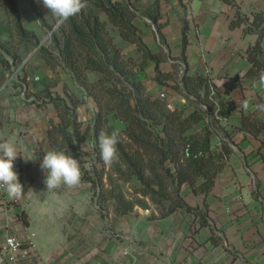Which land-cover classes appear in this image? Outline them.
Wrapping results in <instances>:
<instances>
[{"label":"crops","instance_id":"0c3cea01","mask_svg":"<svg viewBox=\"0 0 264 264\" xmlns=\"http://www.w3.org/2000/svg\"><path fill=\"white\" fill-rule=\"evenodd\" d=\"M128 1L137 9L133 22L144 42L152 52L166 55L158 65L162 72L174 71L175 63L179 70L184 61L187 74L208 76L216 85L225 110L217 122L226 137H212L211 147L222 152V168L207 191L182 184L180 194L196 210L182 206L165 216L149 198L148 207L135 204L120 212L83 178L75 187L48 190L46 170L40 167L43 156L64 150L73 158L76 151L68 144L59 149L49 138L51 123L61 117L56 103L44 95L43 80L51 76L45 60L32 71L40 80L35 89L30 74L19 75L27 71L34 48L12 71L0 61V142L16 144L14 171L24 190L22 198L11 199L0 189V244L9 234L33 240L49 264H264V68L256 76L246 75L253 65L248 48L259 37L249 26L256 13H264V0ZM16 2L23 25L42 32L32 9L33 2L44 6L42 0ZM238 10L249 21L232 26ZM261 47L264 62V35ZM147 67L154 70L157 86L144 83L153 94L158 86L176 82L161 84L154 60ZM166 101L187 113L195 107L177 92ZM207 122L208 116L202 124Z\"/></svg>","mask_w":264,"mask_h":264},{"label":"trees","instance_id":"16d2710c","mask_svg":"<svg viewBox=\"0 0 264 264\" xmlns=\"http://www.w3.org/2000/svg\"><path fill=\"white\" fill-rule=\"evenodd\" d=\"M236 4V0H225ZM86 7L74 17L60 23L46 7L35 2L32 9L37 14L41 26L50 33V43L42 42L34 31L22 23L21 13L16 0H0L3 8L16 30L19 45L15 48L12 39H3L0 28V61L6 69L12 71L26 57L20 46L28 53L36 49L45 62L52 68L62 65L76 76L87 94L97 103L93 122L79 120L77 107L84 100L76 94H68L71 104L62 103V99L51 97L59 110L61 121L51 123L48 135L59 149L66 144L76 151L74 159L84 162L80 157L89 156L96 160L89 169L82 166L83 179L100 188V199H105L104 175L110 182L109 196L116 201L120 212L132 210L135 204L148 207L145 198L162 206L161 216H165L178 207L196 210L187 205L180 194L181 186L188 182L192 189L207 191L213 184L214 177L223 166L222 152L212 150L211 129L209 123L196 129L208 116L204 104L223 113L224 102L216 91V85L208 76L183 73L182 86L178 82L179 73L175 63L174 71L162 72L159 62L166 55L155 53L144 42L133 19L137 9L128 0H83ZM102 14H106L104 18ZM249 18L238 10L237 18L231 21L235 26L248 22ZM1 23V20H0ZM264 13H256L250 22V29L257 30L256 43L248 48V58L253 63L248 76L258 75L264 62L261 39L264 35ZM109 24L118 29L120 36L137 44L139 57L126 56L117 45L109 30ZM29 45L31 47H29ZM156 62V79L161 84H168L169 79L176 81L173 87L178 89L195 107L187 113L184 108L170 109L167 102L151 93L142 80L148 60ZM88 71L100 73L91 81ZM115 121L124 123L119 129ZM120 133L117 145L118 159L111 166L100 158L98 137L101 131ZM88 142L89 148L82 143ZM224 151L228 149L224 146ZM101 163V166L97 164ZM136 176L142 185L137 190L140 196L130 199L126 196L120 180L128 181Z\"/></svg>","mask_w":264,"mask_h":264},{"label":"rangeland","instance_id":"374dc122","mask_svg":"<svg viewBox=\"0 0 264 264\" xmlns=\"http://www.w3.org/2000/svg\"><path fill=\"white\" fill-rule=\"evenodd\" d=\"M0 13L4 17V20L1 21V23H0V28L2 30V37H3V39H7V38L10 39L11 38L12 39L11 41H13L14 46L16 48L19 45L18 37L16 36V30L13 27V24L10 21L9 16L7 15L6 11L3 8H0ZM42 30L43 31L40 32L39 34H37V33H35V34L37 35L38 38L41 39L42 42H46L47 44H49L50 43V39H49L50 33L46 32L43 27H42ZM109 30H110L111 34L114 36L115 42L122 49V52L126 56L132 55L134 57H139L141 55V52L138 51L135 44L133 45V44L129 43L127 40L123 39L120 36L118 29L116 27H114L112 24H109ZM29 47H31V46L29 45ZM20 49H21V51H24L23 55H27V52H26V50H24L23 45L20 46ZM41 63H42V57L39 54H35L32 57V59L29 63V66L26 68L27 71L21 72V74H19V75H23L25 73L30 74V76H31L30 81L32 82V88L33 89H35L37 87L38 83L36 81H40V80L33 77L34 72L32 73V71H35L36 68H39L42 65ZM48 66H49V73L51 74V76L47 75L46 78H44V80H43V85H44V90H45L44 95L46 97H48L49 100H51V97L53 96L57 99H62L61 101L64 104L65 103L71 104L68 94L71 93L75 97H76V94H78V96L84 100V102L79 104V107L77 108V112L79 114L80 120L85 121V124L87 122H93L94 115L97 111V103L94 100V98L87 94L84 87L81 86L79 84V82L76 80V76L74 74L68 72L66 67H64L62 65H58L54 69L50 65H48ZM16 68L17 67L15 66L14 69L16 70ZM153 72H154V70L152 68L151 69L149 67L146 68V70L142 74L143 83L145 82L146 84H149L150 86H154V84H156V86H157V83L154 82V80H153L154 79ZM178 73H179V70H178ZM99 75H100L99 72L92 71L87 76L91 81H93V80L97 79ZM178 81H179V78H178ZM175 83L176 82H174L172 85H174ZM175 92L179 93V96L182 97L183 100L184 99L187 100V98L178 89H176L173 86H166V87L165 86H162V87L158 86V89L154 92V96L159 97L162 100H164L165 102H167L166 100L169 98V95L175 94ZM162 93L164 95H162ZM167 104H168V102H167ZM205 105L208 106V109H210V115L208 117L207 123H209V125L211 126V138L212 137H218V138L226 137L225 133L220 129L219 123L217 122V120H218V118L216 117V110L217 109L213 110L211 105H209L207 103L204 104V107H205ZM169 108L173 109L175 107H173L171 105V106H169ZM115 123L119 129L124 127V123H122L120 121H115ZM202 125H203L202 123H198L196 125V129L201 130ZM83 146L84 147L86 146L87 148L90 147V146H88V142H85L83 144ZM80 158L84 160V162L80 163V166H86L89 169H91L92 164L96 162V160L94 158H91L89 156L82 155ZM97 164L99 166H101L100 162H97ZM108 167L109 166H106V168H108ZM119 182L122 185V189L124 190V192L128 198L133 199L134 197L141 195L140 192H138L137 190L139 189V187H141L142 183H141L140 179H138L136 176H134L132 179H129L128 181L120 180ZM104 183H105L104 184V191H105L106 199H111L112 201H114L116 203L115 199L113 197L109 196V190H110L111 186H110V182H109L106 174L104 175ZM100 188L101 187H99V189ZM145 198L147 199L149 197L146 196ZM149 200H150V202H152V200L150 198H149ZM148 203H149V201H148ZM152 203L155 204L159 213H161L162 212V206L158 205L154 202H152Z\"/></svg>","mask_w":264,"mask_h":264},{"label":"clouds","instance_id":"9594fccd","mask_svg":"<svg viewBox=\"0 0 264 264\" xmlns=\"http://www.w3.org/2000/svg\"><path fill=\"white\" fill-rule=\"evenodd\" d=\"M46 7L60 23L79 14L86 7L83 0H42ZM264 83V74L261 76ZM246 108L247 105L245 104ZM120 133L113 130L110 134L101 131L98 137L100 158L106 166H111L118 159L117 145ZM16 144L11 139L0 142V189H3L11 199H20L24 194L23 185L14 171V160L18 156ZM29 159L25 158V161ZM41 169L46 170L45 184L48 190L61 185L75 187L81 182V168L77 159L66 155L65 151L49 150L42 158Z\"/></svg>","mask_w":264,"mask_h":264},{"label":"built area","instance_id":"2783aa9c","mask_svg":"<svg viewBox=\"0 0 264 264\" xmlns=\"http://www.w3.org/2000/svg\"><path fill=\"white\" fill-rule=\"evenodd\" d=\"M187 65L181 61L179 67V84L182 86L181 76L186 72ZM162 95H164L162 93ZM171 106L170 103H168ZM210 115V109L205 105L204 107ZM218 111L216 110V117ZM211 129V126H209ZM0 264H49L42 257L41 253L36 247L33 240L24 242L13 234L5 237L3 243L0 244Z\"/></svg>","mask_w":264,"mask_h":264}]
</instances>
